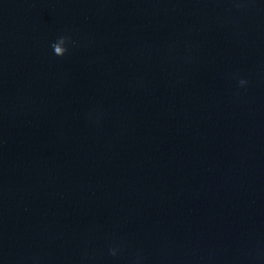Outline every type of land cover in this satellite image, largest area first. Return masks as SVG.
I'll list each match as a JSON object with an SVG mask.
<instances>
[{
	"label": "clouds",
	"instance_id": "clouds-1",
	"mask_svg": "<svg viewBox=\"0 0 264 264\" xmlns=\"http://www.w3.org/2000/svg\"><path fill=\"white\" fill-rule=\"evenodd\" d=\"M66 37H60L59 40L55 43L52 44V48L54 50V54L57 56H64L65 53L67 52L66 47H64L65 43H66ZM247 83V81L241 79L239 81L240 85H245ZM111 254L112 255H116V250L113 249L111 250Z\"/></svg>",
	"mask_w": 264,
	"mask_h": 264
}]
</instances>
